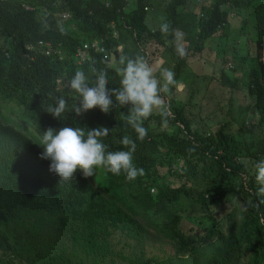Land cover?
Listing matches in <instances>:
<instances>
[{
	"label": "trees",
	"instance_id": "obj_1",
	"mask_svg": "<svg viewBox=\"0 0 264 264\" xmlns=\"http://www.w3.org/2000/svg\"><path fill=\"white\" fill-rule=\"evenodd\" d=\"M112 4L106 10L97 0L0 3V116L12 114L22 128L16 133L11 123L0 121V264H264V193L255 169L251 172L264 159V139H251L255 130L264 132V0H112ZM23 5L47 9L39 17L50 28H30L33 13ZM64 12L71 20L58 14ZM182 16L191 19V31L179 30ZM237 18L240 24L231 25ZM163 23L169 25L167 33L160 31ZM247 26L255 35L241 36L246 52L240 55L228 46L238 43L235 28L244 31ZM88 27L101 38L118 35L106 41L108 50L115 44L122 46L123 55L145 52L157 78L165 64L178 85L183 83L180 93L185 92V99H165L178 85L160 93L164 105L144 120L148 134L142 141L127 123L128 107L116 105L107 114L99 108L80 116L72 112L60 122L49 113L41 122L45 109L35 114L29 108L46 107L56 96L70 99L69 108L75 102L68 90L61 94L58 72L51 71L55 50L71 53L67 72L62 71L65 78L77 70L89 75L95 68L109 74L108 88L120 86L114 70L117 61L108 70L97 55H92V65L74 62ZM213 53L221 65L217 75L190 72L187 80L179 77L190 62ZM34 74L46 76L44 88L28 86V77ZM235 91L249 101L237 108L238 117L230 97ZM200 95L198 108L213 101L209 115L225 116L196 122L192 102ZM242 114H251L257 122L239 119ZM237 122L238 129L231 133ZM49 127L57 131L106 127L110 132L103 143L108 151H127L119 141L129 136L136 143L133 162L144 175L129 181L124 173L116 176L99 167L93 183L79 169L74 179L61 182L49 171L50 161L40 158L43 148L36 144ZM173 166L181 173H172ZM164 168L173 184L164 180L160 172ZM231 198L242 203L241 217L223 226L209 207ZM183 199L199 205L201 210L193 215L207 221L196 225L190 221L184 227L190 213L179 209ZM117 234L128 254L115 247Z\"/></svg>",
	"mask_w": 264,
	"mask_h": 264
},
{
	"label": "clouds",
	"instance_id": "obj_2",
	"mask_svg": "<svg viewBox=\"0 0 264 264\" xmlns=\"http://www.w3.org/2000/svg\"><path fill=\"white\" fill-rule=\"evenodd\" d=\"M8 1L0 0V3L5 4ZM97 1L106 10L113 7L112 0ZM23 7L33 13V18L30 20L31 24L28 25L30 28H40L42 25L46 29L50 28L46 25V21L39 17V13L46 12L47 9H38L36 5H23ZM58 14L63 19L68 18L71 20L70 14L67 12ZM168 30L169 25L167 23L160 25L161 32L167 33ZM85 34L83 35L84 43L77 48L80 51L74 54V62L79 66L86 63L92 65V55H97L102 67L108 70L111 64L117 61L114 70L120 77V86L118 88H108L109 74L105 70L97 71L95 68L92 69V72H89V75L86 74L87 70L86 72L77 70L70 78H65L62 71L67 72V61L68 57L72 59L71 53L55 50L56 56L51 64L53 66L51 71L54 69L58 72L56 83L61 90V94L64 90H68L70 97H75V102L69 108L70 99H66L64 96H56L53 97L54 103L46 107L39 109L31 105L29 108L33 109L35 114L45 109L46 113L42 115L41 122L46 121L48 113L52 120L60 122L64 117L72 115V112L80 116L88 110L99 108L102 113L107 114L116 105L128 107L127 123L137 134V139L142 141L148 134V129L143 126L144 120L153 113L154 109L161 108L164 105L160 93L168 92L170 86L178 85L175 73L169 68H162L163 83H161V80L154 75L153 68L149 65V57L145 52V55L131 57L122 54L121 45L112 44L111 49H107L106 41L110 38H116L118 36L116 33L113 32L111 36L105 35L101 38L94 35L91 28L88 27L87 34L89 35L86 36ZM92 44L102 47L104 51L95 53L92 50ZM46 47L49 46L46 45ZM178 51L183 55L182 49ZM45 53L49 54V51ZM45 77L38 74H34L32 77L29 76L28 86L36 90L40 86L44 88L42 83ZM180 86L182 87V85ZM1 119L12 124V131L22 133L20 123L14 119L12 114L0 116V121ZM61 123L64 125L70 124ZM109 132L110 130L106 127L94 129L62 127L58 131L49 127L42 132L39 143H36L43 148L39 156L41 159L50 161L49 171L57 175L61 182L74 179L78 169L84 178L92 177L99 167H103L106 172L116 176L124 173L125 178L129 181L144 175V170L137 168L133 162V153L136 150L135 141L125 135L119 143L127 148V151H108L107 145L103 143V138ZM254 168L255 179L261 185L259 190L264 193V159L257 161Z\"/></svg>",
	"mask_w": 264,
	"mask_h": 264
},
{
	"label": "rangeland",
	"instance_id": "obj_3",
	"mask_svg": "<svg viewBox=\"0 0 264 264\" xmlns=\"http://www.w3.org/2000/svg\"><path fill=\"white\" fill-rule=\"evenodd\" d=\"M240 24V20L237 19H232L231 21V25L232 24ZM191 24L192 21L188 16H182L181 17V21L179 23L180 26V31L182 28H185V32L187 31H191ZM252 28L247 26L246 29L244 31H241L240 27H236L235 28V34L238 37V43L236 45H229L228 47L232 46L233 48H235L236 53L237 54H245L246 52V44L244 45V40L243 37L247 36V38L249 37V35H255V32L251 31ZM243 35V37H241ZM246 38V40H247ZM228 40H230V35ZM227 44L223 45L226 46ZM244 50V51H243ZM222 54H218L217 56H221ZM215 54L213 53L209 58H205V59H201L204 57H201L197 60L199 61H192L188 64V66L186 68H184L181 72L179 77L181 79H189L190 78V72L199 75H217L220 71L221 65H220V61L216 59V57H214ZM163 58V57H162ZM167 59V58H166ZM166 59L163 58L164 61H166ZM164 68H165V64H164ZM158 70V69H157ZM159 71V70H158ZM248 74V68H246L244 75L246 76ZM158 78L161 80V83H163V77L161 76V72L158 73ZM238 78L242 79V76H238ZM181 84H183L182 82H180ZM181 91L175 90L174 95H169L165 94V99L169 102L170 99L175 100L176 97L180 98V99H185V92L183 93V95L180 93ZM181 95H180V94ZM204 93V90H203ZM205 95L208 94V90L205 91L204 93ZM230 97L232 99L233 102V107H235V109L233 110L234 115H236L237 113V108L239 106H246L248 104V100L245 99V97L238 91H235L233 93H230ZM165 100V101H166ZM202 101V95L197 96V98L192 102V104H195L194 108H193V114L194 115H198V117L195 119L196 122L201 123L199 120V118H203V119H209V120H214L217 121L219 119H221L222 117H224V114H220V115H209V110L212 109L213 107V101L201 106L200 108H198V104ZM176 106L177 102L175 103ZM158 109V108H157ZM156 111V110H155ZM240 112L237 113V117L239 115ZM252 116L251 114H242L239 119H244L245 121L247 120L248 122L252 121L254 123L257 122L256 119H251ZM202 124V123H201ZM239 127V123L237 122L235 125H232L230 128V132L231 133H235L236 130ZM251 139L255 142H258L260 139H264V132L259 133L258 131L255 130V133L251 135ZM244 144H247L248 141H246V139H243ZM254 150V149H253ZM255 168H252V173L253 170ZM160 172L163 174L164 180L169 182V183H174L173 178L169 177L168 174H166V168L164 169H160ZM96 173V172H95ZM88 180L93 183V176L92 177H88ZM192 199H183L181 204L179 205V209H183L185 208L186 212L190 213L189 215V219L187 221L184 222V227L185 225L188 226L190 225V221L193 222L195 225L197 222H199L200 220L202 221H207L206 218H197L199 217V215H193L194 212H199L201 210L199 205H196L194 203L191 202ZM210 210H212V215H214V218H216V220L219 221L220 224H222L223 226H225L228 222L231 224L236 223L239 218L241 217V211H242V203L240 202V200L235 199V198H231L228 201L224 200L221 201L218 205L216 204H211L209 207ZM197 218V219H196ZM192 225V224H191ZM119 235H114V245L117 249H123V251L128 254V248L127 247H123V239L119 241ZM119 241V242H118ZM156 246V245H155ZM168 254H171V250H167ZM207 255V254H206ZM200 262H204V258L200 260ZM114 264H127V263H122V262H116Z\"/></svg>",
	"mask_w": 264,
	"mask_h": 264
},
{
	"label": "built area",
	"instance_id": "obj_4",
	"mask_svg": "<svg viewBox=\"0 0 264 264\" xmlns=\"http://www.w3.org/2000/svg\"><path fill=\"white\" fill-rule=\"evenodd\" d=\"M92 50L95 52V53H99V52H103L104 49L102 47H99L97 46L96 44H92ZM172 173H176V174H180L181 173V169L177 166H173L172 169H171ZM151 192H153V189H151Z\"/></svg>",
	"mask_w": 264,
	"mask_h": 264
},
{
	"label": "water",
	"instance_id": "obj_5",
	"mask_svg": "<svg viewBox=\"0 0 264 264\" xmlns=\"http://www.w3.org/2000/svg\"><path fill=\"white\" fill-rule=\"evenodd\" d=\"M180 85H182V84H179V85L177 86V90H178V91H182V90H183V85H182V87H181Z\"/></svg>",
	"mask_w": 264,
	"mask_h": 264
}]
</instances>
